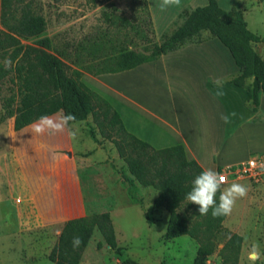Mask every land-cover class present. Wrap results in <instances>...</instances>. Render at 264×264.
<instances>
[{"label": "trees", "instance_id": "1", "mask_svg": "<svg viewBox=\"0 0 264 264\" xmlns=\"http://www.w3.org/2000/svg\"><path fill=\"white\" fill-rule=\"evenodd\" d=\"M132 2L141 13L137 28L142 48L151 49L150 52L146 54L120 45L115 53L95 58L94 54L80 52L85 49L83 43L65 42L56 46L51 38L43 36L46 20L27 4L0 0V57L12 62L7 68L4 62L0 63V80L10 75L12 83L10 94L3 100L4 115L13 117L15 131L41 115L72 113L75 122L84 121L90 115L103 138L114 143L134 179L144 187L159 190L152 207L164 206L169 212L164 237L172 239L186 234L195 239L198 247L193 264H206L207 257L217 250L220 264H239L243 236L224 226L226 216L214 218L211 212L202 216L199 206L186 199L202 167L186 158L182 144L157 149L128 132L117 110L86 85L81 76L84 71L97 75L131 69L187 43L216 36L230 50L239 67V73L230 81L245 88L247 102L257 112L259 92H264V57L252 44H264V36L258 37L249 30L237 8L225 10L218 0H208L204 6L185 7L174 21V27L156 40L147 0ZM115 24L112 20L111 25ZM203 31L208 33L202 36ZM94 43L100 45L96 40ZM248 78L251 82L246 83ZM128 181L131 187L134 181L131 178ZM95 230L103 238L98 246L106 244L121 254L110 214L103 211L67 219L49 252V259L54 264H80L83 250ZM76 236L82 243L74 248L72 241ZM119 264L138 263L127 258Z\"/></svg>", "mask_w": 264, "mask_h": 264}, {"label": "rangeland", "instance_id": "2", "mask_svg": "<svg viewBox=\"0 0 264 264\" xmlns=\"http://www.w3.org/2000/svg\"><path fill=\"white\" fill-rule=\"evenodd\" d=\"M13 2L27 4L35 13L44 16L46 29L43 36L51 38L56 46L65 42L83 43L85 49L80 52L84 55L94 54L95 58L115 53L120 45L146 54L151 50L142 48L137 28L141 24V13L132 0ZM218 2L225 10L232 7L240 10L249 30L258 37L264 36V0ZM112 20L115 25H111ZM172 27L174 25L168 32ZM206 34L202 32V36ZM98 37L100 39L97 40ZM95 40L100 45L95 46ZM252 46L264 57V44L253 43ZM3 62L5 60L0 57V63ZM94 64L99 65L97 62ZM9 78L10 75H7L0 80V264H54L48 257L49 252L57 241L63 223L71 216L40 217L27 198L36 191L41 168L38 163L50 164L59 156L75 158L72 165L78 167V174L86 187L85 208L82 211L85 215L108 211L116 244L122 248L121 254H118L106 244L98 246L103 238L95 230L83 250L80 264H119L127 258L138 264H193L198 247L196 240L186 234L172 239L164 237L169 212L164 206L152 207L159 191L151 186L144 187L134 179L124 160L118 156L114 143L103 138L90 115L75 125V129L82 133L80 138L85 136L78 150L50 151L38 142L34 149H23V131L13 129V117H6L2 107L4 97L11 91ZM31 125L27 127V132L31 130ZM43 138L44 135L34 136L36 141ZM92 144L94 148L90 149ZM99 147L102 151L95 155ZM93 154L94 158L89 159ZM51 178L54 180L53 176ZM130 178L134 181L131 187ZM239 184L245 185L249 194L237 200L228 217V224L230 222L233 228H237L236 220H241V212L245 213L239 233L243 236L239 264H264V191L250 189L246 179ZM255 196L259 199L249 200ZM191 210L192 206L188 211ZM226 228L230 230L229 226ZM254 246L258 249V258L252 254ZM220 260L217 250L207 257L206 264H220Z\"/></svg>", "mask_w": 264, "mask_h": 264}, {"label": "crops", "instance_id": "3", "mask_svg": "<svg viewBox=\"0 0 264 264\" xmlns=\"http://www.w3.org/2000/svg\"><path fill=\"white\" fill-rule=\"evenodd\" d=\"M195 1H183L179 7L162 11L159 7L162 0H147L156 40L169 30L185 7L208 3V0ZM238 73L239 67L230 50L219 38L211 36L187 43L131 69L97 75L84 71L81 79L110 102L128 132L157 149L182 144L188 160H195L203 170L211 168L220 172L244 162L253 154L264 155V92H259V108L255 112L247 102L245 88L230 81ZM249 82L251 78L246 83ZM80 122H74V128ZM28 126L22 128L24 150L34 149L36 142L50 151L78 150L79 143L85 138H80L81 132L70 138L65 130L56 135L46 134L36 141L35 134L26 131ZM93 144L90 149L94 148ZM100 151L99 147L95 155ZM93 158L94 154L89 159ZM73 162L75 158L59 156L50 164L38 163L41 168L36 191L27 201L40 217L85 215L82 210L86 187ZM243 179L229 178L224 187ZM246 180L250 189L264 191V176L260 183ZM27 183L33 186L31 182ZM258 199L255 196L249 200ZM241 214V220H236L237 228L228 224L229 215L224 226L240 233L244 211Z\"/></svg>", "mask_w": 264, "mask_h": 264}, {"label": "clouds", "instance_id": "4", "mask_svg": "<svg viewBox=\"0 0 264 264\" xmlns=\"http://www.w3.org/2000/svg\"><path fill=\"white\" fill-rule=\"evenodd\" d=\"M181 0H162L159 7L162 11L171 7H179ZM5 67H10L11 60H6ZM227 122V118L224 117ZM76 117L72 113L60 116L41 115L31 125V133L38 136L56 135L67 130L70 138H75L78 129L74 128ZM225 177L214 169H204L192 181L191 190L187 193L188 202L198 205L199 214L204 216L211 212L215 217L228 216L232 213L238 199L247 196L248 188L245 185L233 182L224 187ZM217 194L218 201H217ZM82 240L79 236L73 238V247H79ZM252 254L258 258L259 252L256 246L252 249Z\"/></svg>", "mask_w": 264, "mask_h": 264}, {"label": "built area", "instance_id": "5", "mask_svg": "<svg viewBox=\"0 0 264 264\" xmlns=\"http://www.w3.org/2000/svg\"><path fill=\"white\" fill-rule=\"evenodd\" d=\"M219 173L225 177V183L229 178H246L251 183H260L264 176V155L253 154L244 162L228 166Z\"/></svg>", "mask_w": 264, "mask_h": 264}]
</instances>
